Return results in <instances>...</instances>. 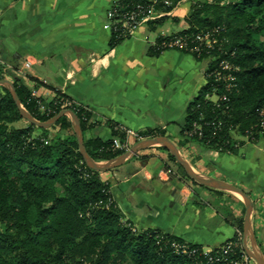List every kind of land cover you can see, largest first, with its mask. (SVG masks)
Here are the masks:
<instances>
[{"label":"trees","instance_id":"16d2710c","mask_svg":"<svg viewBox=\"0 0 264 264\" xmlns=\"http://www.w3.org/2000/svg\"><path fill=\"white\" fill-rule=\"evenodd\" d=\"M181 1L117 0L113 4L125 12L137 6L170 12ZM185 22L187 29L159 37L153 53L169 51L162 44L176 36L188 38L191 48L197 46L198 34H210L215 43L195 53L179 51L206 65V84L188 105L177 146L198 143L220 154H235L240 138L263 143L264 0L197 1ZM120 42L112 35L113 45ZM220 61L234 68L229 72L234 78L229 90L212 75ZM16 72L0 68V81L5 77L12 81L22 108L34 120L44 123L67 109L75 113L83 133L96 125L90 111L61 93L50 101L34 95L26 80L38 83ZM1 91L0 264H249L251 259L237 235L243 236L242 219L233 224L235 237L207 254L177 237L135 230L123 222L103 180L105 173L90 170L83 162L70 120L62 117L49 129L30 124L18 127L19 111L10 93L5 88ZM212 95L225 96L227 101L213 103L208 99ZM69 102L73 105L64 108ZM106 125L110 140H83L86 154L96 163L126 152L113 146L114 140L125 142V129L113 122ZM138 134L144 139L166 136L164 131L150 129ZM168 158L184 178L201 186L185 175L169 153ZM230 242L232 246L225 249ZM178 247H185L189 254L177 252Z\"/></svg>","mask_w":264,"mask_h":264},{"label":"crops","instance_id":"0c3cea01","mask_svg":"<svg viewBox=\"0 0 264 264\" xmlns=\"http://www.w3.org/2000/svg\"><path fill=\"white\" fill-rule=\"evenodd\" d=\"M115 1L0 0V68H15L36 81L38 85L26 80L47 101L58 92L90 111L96 125L82 132L83 140H110L108 122L134 132L164 131L195 174L238 188L249 198L255 244L247 238V249L255 248L264 259L261 143L240 138L235 154L198 143L176 144L188 105L206 84V65L176 50L154 54L152 48L159 37L187 29L190 0L113 45L103 26ZM103 180L123 222L135 230L177 237L204 252L232 240L237 233L233 224L244 219L241 196L194 185L159 146L128 158Z\"/></svg>","mask_w":264,"mask_h":264},{"label":"water","instance_id":"95a60500","mask_svg":"<svg viewBox=\"0 0 264 264\" xmlns=\"http://www.w3.org/2000/svg\"><path fill=\"white\" fill-rule=\"evenodd\" d=\"M0 87L5 88L11 95L18 111L21 116V118L27 122V124L33 125L37 128L40 129H49L52 127L60 118L66 117L70 120L72 124V128L76 137L77 145H78V151L79 154L81 155L83 162L85 163L86 167H88L90 170L99 172V173H106L111 170H114L118 167H120L128 158L136 155L138 152L146 150L150 147L153 146H159L164 148L175 160L176 164L180 166L185 173V175L190 178L191 180L195 181L197 184L218 190V191H223V192H230L237 194L241 196L244 200V205H245V215L243 219V236H242V243H243V248L245 250L246 255L253 260L256 264H264V259L258 254V252L253 249V251H249L247 249V238H250V242L255 244L253 236H251L250 231H249V223H250V218L252 214V204L249 200V198L238 188H235L233 186H230L228 184H225L224 182H220L214 179H207V178H202L195 174L188 164L181 158L179 155L177 148L174 146V144L168 140L166 137H156L152 139H147L143 142H140L136 145H134L130 150L119 156L118 158L109 161V162H104V163H96L92 159L88 157V155L85 152L84 146H83V137H82V129L80 126L79 119L75 115L74 112L71 110H63L61 111L58 115L53 117L47 122L40 123L36 120H34L21 106L18 97L15 93L14 87L12 82L7 81V80H1L0 81Z\"/></svg>","mask_w":264,"mask_h":264},{"label":"built area","instance_id":"2783aa9c","mask_svg":"<svg viewBox=\"0 0 264 264\" xmlns=\"http://www.w3.org/2000/svg\"><path fill=\"white\" fill-rule=\"evenodd\" d=\"M153 4H155V0H153ZM164 4L167 6L170 5L168 2H164ZM164 15L165 14L156 11L154 6H149L148 8L137 6L134 10L125 12L122 8H119V6L113 4L106 12V23L104 24L103 29L111 32V34L114 35L115 41H124L133 37L136 32L148 22L156 20ZM194 42H196L197 46L191 48L188 43V38L176 36L169 42L162 44V46L165 50L169 51L177 50L195 53L199 52L200 47L211 49L215 43V41L212 40L210 34H198L194 37ZM232 70H234V68L227 61H220L219 69L214 71L212 74L216 81H223L225 83L226 90L231 88V82L234 81V78L229 73ZM33 94L36 95L35 92H33ZM208 99L213 103H217L219 100L223 102L227 101L225 96L218 97L216 95H212ZM73 103H66L63 105V107H70L73 105ZM40 110L43 112L45 111V108L41 105ZM195 128L196 130H199V127L196 126ZM125 134L126 140L123 144H121L118 140L113 141L114 149H123L127 152L134 145L147 140L139 136L138 132L125 129ZM261 145L264 147V142L261 143ZM237 235L242 240L241 234L237 233ZM231 246L232 243L230 242L227 244L225 249H228ZM176 250L181 254H189L186 252L185 247H178ZM226 252L227 251L225 250L224 253ZM207 253L208 252H205V254Z\"/></svg>","mask_w":264,"mask_h":264},{"label":"rangeland","instance_id":"374dc122","mask_svg":"<svg viewBox=\"0 0 264 264\" xmlns=\"http://www.w3.org/2000/svg\"><path fill=\"white\" fill-rule=\"evenodd\" d=\"M197 1H198V2L200 1V2H201V1H204V0H190V1H189L190 6L196 4ZM189 11H190V10H189ZM4 80H7V81L12 82L10 79H4ZM1 88H2V87H0V93H2ZM26 125H27V122L24 121V120L21 118V121H20L16 126H18V127H23V126H26ZM246 245H247V242H246Z\"/></svg>","mask_w":264,"mask_h":264}]
</instances>
